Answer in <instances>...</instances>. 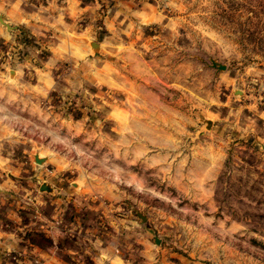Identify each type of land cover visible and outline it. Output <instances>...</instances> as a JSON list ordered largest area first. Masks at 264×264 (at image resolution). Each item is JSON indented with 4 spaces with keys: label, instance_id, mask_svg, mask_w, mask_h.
Here are the masks:
<instances>
[{
    "label": "rangeland",
    "instance_id": "obj_1",
    "mask_svg": "<svg viewBox=\"0 0 264 264\" xmlns=\"http://www.w3.org/2000/svg\"><path fill=\"white\" fill-rule=\"evenodd\" d=\"M19 2L0 10V264H264V0H80L89 53L48 67L25 18L64 2Z\"/></svg>",
    "mask_w": 264,
    "mask_h": 264
},
{
    "label": "crops",
    "instance_id": "obj_2",
    "mask_svg": "<svg viewBox=\"0 0 264 264\" xmlns=\"http://www.w3.org/2000/svg\"><path fill=\"white\" fill-rule=\"evenodd\" d=\"M64 2V5L60 7L57 11V14L54 16L53 19H49L46 16H44L43 13H37V12H31L28 16H26L25 21L27 20L28 26H29V32L30 36L34 38L35 40L42 41L44 44H40L38 48L36 49V53H52L49 60L45 62L46 66L52 65L54 62L59 60L60 58H64L65 55H68V53H73L74 56H78L81 53H89L87 49L83 48L80 45V32L76 31L77 27V21L79 19V15L77 12L79 10L87 9L85 6H83L80 0H61ZM19 0H0V10H7L11 8L12 6H15V8H18ZM53 5V4H52ZM126 6V4L124 5ZM59 7V6H58ZM129 7V6H128ZM130 8V7H129ZM43 16L44 18L39 19L40 16ZM140 16V13L131 10L130 13L125 16L123 14L121 21V24L124 25V27H121L122 31H125L129 36L132 34V27L133 22L131 17ZM68 16H72L71 20L68 19ZM127 19V21H126ZM40 22V23H39ZM110 29H116L117 25L111 22L108 23ZM78 29V28H77ZM88 33V30L85 32ZM55 37L53 41L49 42V37ZM114 38V37H113ZM114 41L116 39L114 38ZM47 43V44H46ZM103 44L108 45V37L106 38V41L103 42ZM117 47L120 46V44L116 45ZM130 53H134L131 52ZM29 59V58H28ZM31 66L28 62H25L21 65V71H24V68H28ZM23 67V70H22ZM49 70H43L39 72L40 76H46V78L49 79Z\"/></svg>",
    "mask_w": 264,
    "mask_h": 264
},
{
    "label": "water",
    "instance_id": "obj_3",
    "mask_svg": "<svg viewBox=\"0 0 264 264\" xmlns=\"http://www.w3.org/2000/svg\"><path fill=\"white\" fill-rule=\"evenodd\" d=\"M0 24L4 25V26H5L6 28H8V29H11V27L6 23L4 17H3L1 14H0ZM214 66L217 67V68H219L220 70H225V69H226L225 66H223V65H218V64H216V63H214ZM36 162L40 164V163H42V159L36 157ZM41 191H47V192H50V191H51V188H50L47 184H45V185H43V186L41 187Z\"/></svg>",
    "mask_w": 264,
    "mask_h": 264
},
{
    "label": "trees",
    "instance_id": "obj_4",
    "mask_svg": "<svg viewBox=\"0 0 264 264\" xmlns=\"http://www.w3.org/2000/svg\"><path fill=\"white\" fill-rule=\"evenodd\" d=\"M41 238H43V237H41ZM44 239V238H43Z\"/></svg>",
    "mask_w": 264,
    "mask_h": 264
}]
</instances>
